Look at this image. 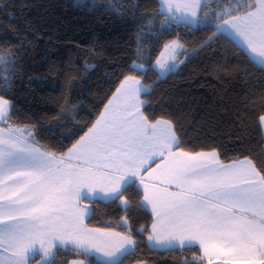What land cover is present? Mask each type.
<instances>
[{"label": "snow or ice", "instance_id": "6c2138e0", "mask_svg": "<svg viewBox=\"0 0 264 264\" xmlns=\"http://www.w3.org/2000/svg\"><path fill=\"white\" fill-rule=\"evenodd\" d=\"M201 4L161 0L176 23L211 24L264 62V0H242L220 13L218 23L198 15ZM179 47L165 45L170 59ZM156 65L170 69L163 59ZM142 92L140 79L125 76L92 125L59 154L37 146L29 127L14 125V104L0 96V252L7 264H50L59 247L95 257L96 264H123L138 246L127 219L128 233L87 228L92 209L85 202L127 208L131 188L150 209L151 226L139 232L153 246H196L199 264H264V169L247 160L223 164L215 150L183 151L170 121L144 114Z\"/></svg>", "mask_w": 264, "mask_h": 264}, {"label": "trees", "instance_id": "16d2710c", "mask_svg": "<svg viewBox=\"0 0 264 264\" xmlns=\"http://www.w3.org/2000/svg\"><path fill=\"white\" fill-rule=\"evenodd\" d=\"M100 1L89 7L76 0H0V54L6 61L0 64V96L14 104L13 124L34 128L49 151L66 152L131 75L152 87L143 94L144 114L172 122L183 151L215 150L225 163L250 159L264 169V66L211 24L176 23L160 0H115L114 7ZM223 1L207 0L203 13ZM175 40L185 52L198 51L161 79L155 62ZM124 199L127 208L119 201H89L87 220L93 229L128 233L127 219L138 246L123 264H199L196 246H151L148 234L139 232L153 219L141 206V193L131 188ZM76 259L96 264L71 247L55 249L50 264Z\"/></svg>", "mask_w": 264, "mask_h": 264}, {"label": "crops", "instance_id": "0c3cea01", "mask_svg": "<svg viewBox=\"0 0 264 264\" xmlns=\"http://www.w3.org/2000/svg\"><path fill=\"white\" fill-rule=\"evenodd\" d=\"M161 1V0H160ZM240 2H242V0H224L223 1V3L219 6V7H217V8H213V9H211L209 12H206V14H207V18H208V20L209 21H213V20H215V22L216 23H218L219 22V20L218 19H216V17L220 14V13H222V12H224L226 9H229V8H234L236 5H237V3H240ZM203 4H204V0H202V4H201V9L198 11V15L199 14H202L203 13V9H202V6H203ZM161 9H162V6H161ZM162 12H164L165 14H167L164 10H162ZM167 15H169V14H167ZM170 16V15H169ZM182 23H184V22H182ZM204 25H209V24H200V25H196V26H204ZM223 34H226V35H228L229 37H231L239 46H241L243 49H245L246 51H247V53L256 61V62H260V65H262V66H264V62H262V61H260V60H258V56H255V55H253L249 50H248V48L245 46V44L243 43V42H241L239 39H237L236 37H234V36H232L231 34H229V33H223ZM181 42H178V40L177 41H172V42H170V44L169 45H176V44H179L181 47H179V48H177V50H180L181 51V53H183V52H185V47H183V44H180ZM138 78V77H137ZM138 79H140V78H138ZM140 81H141V83H142V85L144 86V88L145 89H147V92H149L150 90H151V86L150 85H146L141 79H140ZM147 92H142L141 93V95H140V99L142 100V101H144L145 102V100H144V98H143V94L144 93H147ZM143 109H144V106L142 107V111H143ZM144 112V111H143ZM168 121V120H167ZM172 123V122H171ZM172 125H173V123H172ZM20 127H24V126H20ZM27 127H29L30 129H32V131L34 132V140H35V142L37 143V146H40V147H42L43 149H46L45 147H43L38 141H37V137H36V133H35V130H34V128H32V127H30V126H27ZM262 127H263V131H264V124H262ZM175 130V129H174ZM46 150H48V149H46ZM49 151V150H48ZM186 152V151H185ZM204 152H211V151H204ZM217 152V151H216ZM190 153V152H189ZM218 153V152H217ZM218 159L220 160V162L221 163H223V164H231L232 162H235V161H245V160H247L248 162H250L255 168H257L256 167V165L254 164V162L252 161V160H250V159H240V160H235V161H232V162H228V163H225V162H223L222 160H221V158H220V156H219V153H218ZM89 201H91V200H89ZM89 201H87V202H85V203H87L89 206H90V203H89ZM146 208L150 211V209L146 206ZM91 214H92V212H91ZM91 214L89 215V216H86L85 218H84V226L85 227H87V228H90L88 225H87V220L90 218V216H91ZM90 229H93V228H90ZM101 230H104V229H101ZM108 230H111V229H108ZM111 231H113V232H115V233H120V232H118V231H115V230H111ZM150 244H151V246H153V244L150 242ZM153 247H155V248H158V249H161V250H165V249H172V248H181V247H164V246H160V247H156V246H153ZM54 252H55V250H54ZM0 258H2L3 260H4V262H5V264H7V261H8V256H7V254H3L2 252H0ZM51 258V257H50ZM49 258V259H50ZM39 259V258H38ZM37 259V260H38ZM73 261H84V260H82V259H76V260H73ZM71 264H72V262H71ZM84 264H87V262L86 261H84ZM218 264H219V262H218Z\"/></svg>", "mask_w": 264, "mask_h": 264}, {"label": "rangeland", "instance_id": "374dc122", "mask_svg": "<svg viewBox=\"0 0 264 264\" xmlns=\"http://www.w3.org/2000/svg\"><path fill=\"white\" fill-rule=\"evenodd\" d=\"M76 1L79 2V3L85 4V5L89 6V7H92V6L98 5L99 3H103V2L100 1V0H76ZM114 2H115V0H108V1H107V4L110 5L111 7H114V6H115V5H114ZM203 5H204V4H203ZM202 9H203V6H202ZM175 41H177V40H175ZM178 42H181V41H178ZM169 44H170V43H168L167 45H168L170 48L175 47L174 45H169ZM180 44H183V43L181 42ZM183 47H185L184 44H183ZM197 51H198V50H194V51H192V52H188V51H186V52L181 53L180 50H177V49H176V51H175V59L172 60V59L169 58L168 53L165 51V47H164V49H163L162 52H164L165 55H164V57L162 58V57H161V54H160V56H159L158 59H163L164 61H166V62L169 64L170 69H169V70H162V69H160V68L156 65V62H155V67L157 68L158 72L160 73V78H161V79H164V78L167 77V75H168L171 71L179 70L181 64L184 63L189 57L195 55V54L197 53ZM158 59H157V60H158ZM258 60H260V59L258 58ZM260 61H261V60H260ZM257 63H258V62H257ZM259 64H260V62H259ZM262 65H263V64H262ZM136 66H139L140 68H144V67H145V65H143V64H142V65H141V64H136ZM54 250H55V249H54ZM54 250H53V251H54ZM35 258H36V257H35Z\"/></svg>", "mask_w": 264, "mask_h": 264}]
</instances>
